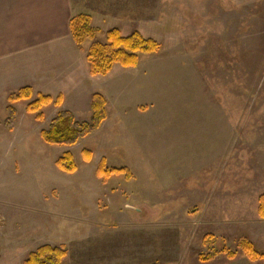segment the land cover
Listing matches in <instances>:
<instances>
[{
  "label": "rangeland",
  "instance_id": "obj_1",
  "mask_svg": "<svg viewBox=\"0 0 264 264\" xmlns=\"http://www.w3.org/2000/svg\"><path fill=\"white\" fill-rule=\"evenodd\" d=\"M73 1L72 18L98 31L77 45L83 60L50 92L0 83V264L43 245L62 247L63 264H264L239 247L264 255V0ZM111 28L159 50L91 75L86 53ZM27 87L52 99L42 121L31 100H9ZM94 93L98 130L73 146L42 140L59 111L88 121ZM65 153L73 173L57 166ZM101 161L125 172L99 176Z\"/></svg>",
  "mask_w": 264,
  "mask_h": 264
},
{
  "label": "trees",
  "instance_id": "obj_2",
  "mask_svg": "<svg viewBox=\"0 0 264 264\" xmlns=\"http://www.w3.org/2000/svg\"><path fill=\"white\" fill-rule=\"evenodd\" d=\"M83 19V17L77 16L71 18L69 22V30L76 45H81L86 41L94 39V36L98 33V31L84 22ZM159 47L156 41L144 38L137 31L124 36L118 28H111L105 32L103 43H92L86 53L85 60L89 65L91 75L106 76L114 65H119L122 68H135L140 55L156 53ZM32 96V90L27 87L12 94L9 100L11 102L31 100L26 107L27 111L36 115L37 121H42L43 115L41 110L43 107L52 103V99L47 96L38 95L32 101ZM61 103L62 99L59 96L54 104L55 106H60ZM105 106L106 100L104 97L101 94L94 93L91 96V115L88 121L79 123L75 121L71 112L59 111L50 122L47 130L40 132V137L45 143L50 145L73 146L80 139L85 138L100 128L102 122L106 119ZM7 113L9 117L4 121L5 127L12 129V120L17 116V111L9 106ZM83 154L85 155L86 151ZM56 163L58 168L66 173H73L76 170L70 153H65ZM124 172V169L115 168L108 171L105 170L103 168V161H101L97 168V174L99 176L109 177L115 174H123ZM259 204L258 215L264 219V195L259 198ZM239 247L250 261L264 260V255L257 253L251 243L241 241ZM227 255L229 258H234V253L229 252ZM65 256L66 252L62 247L43 245L29 253L23 264H63Z\"/></svg>",
  "mask_w": 264,
  "mask_h": 264
},
{
  "label": "crops",
  "instance_id": "obj_3",
  "mask_svg": "<svg viewBox=\"0 0 264 264\" xmlns=\"http://www.w3.org/2000/svg\"><path fill=\"white\" fill-rule=\"evenodd\" d=\"M73 10L72 0H0V83L50 92L73 56L83 60L70 38Z\"/></svg>",
  "mask_w": 264,
  "mask_h": 264
}]
</instances>
